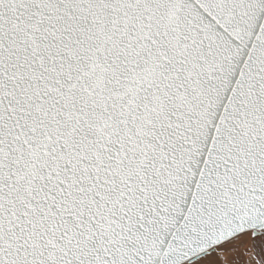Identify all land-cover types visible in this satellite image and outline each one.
Segmentation results:
<instances>
[{
	"label": "snow or ice",
	"instance_id": "6c2138e0",
	"mask_svg": "<svg viewBox=\"0 0 264 264\" xmlns=\"http://www.w3.org/2000/svg\"><path fill=\"white\" fill-rule=\"evenodd\" d=\"M0 264H264V0H0Z\"/></svg>",
	"mask_w": 264,
	"mask_h": 264
}]
</instances>
